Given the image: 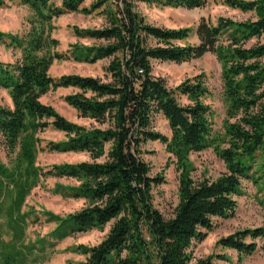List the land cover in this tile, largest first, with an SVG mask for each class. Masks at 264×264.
<instances>
[{"label":"trees","instance_id":"1","mask_svg":"<svg viewBox=\"0 0 264 264\" xmlns=\"http://www.w3.org/2000/svg\"><path fill=\"white\" fill-rule=\"evenodd\" d=\"M85 1L21 0L36 24L23 36L0 32V42L19 54L13 63L0 62V88L8 92L12 104L0 107V136L9 150L18 147L27 163L25 174L33 178L34 135L46 128L65 136L50 150L88 156V161L54 166L48 172L75 180L78 186L71 194L85 202L84 208L61 221V234L109 225L101 242L80 247L84 264H191L190 248L205 239L213 220L234 215L243 182L264 186V0H225V6L251 18L240 22L219 18L215 25L202 19L194 30L151 25L136 4L196 9L206 0H94L84 6ZM4 5L0 0V7ZM71 13H95L103 19L100 29H74L78 38L100 42L76 46L74 55L89 64L108 60L106 82L79 75L50 76V67L59 58L51 22ZM192 33L198 44H174ZM207 53L222 69L226 104L222 136L212 134L202 77L171 90L152 75L154 61L178 64ZM59 88L75 90L65 103L99 127L72 123L41 102L42 96ZM177 93L187 104L178 102ZM157 115L166 120L169 138L155 130ZM148 142L163 144L176 159L178 203L168 218L153 204L152 190L164 179L151 176L141 157ZM207 148H213L226 171L215 179L193 180L188 155ZM1 177H7L3 167ZM256 239H264V228L236 232L217 244L247 256L256 251ZM217 259L228 262L226 257ZM211 260L198 264H213ZM22 263L19 250L3 255V264Z\"/></svg>","mask_w":264,"mask_h":264},{"label":"rangeland","instance_id":"2","mask_svg":"<svg viewBox=\"0 0 264 264\" xmlns=\"http://www.w3.org/2000/svg\"><path fill=\"white\" fill-rule=\"evenodd\" d=\"M94 0H86L84 6H89ZM225 0H206L202 8L186 9L182 7H160L136 4V10L141 13L151 25L165 29L190 28L195 29L204 19L215 25L219 18L234 21H246L251 18L249 13H241L224 4ZM250 1V0H245ZM35 23L34 14L21 0H5L0 7V32L23 36ZM104 21L95 13L83 15L71 13L63 15L51 22V37L58 45L55 52L59 56L49 70L53 78L79 75L93 77L106 82L105 68L108 60L93 64L78 60L74 55L76 46H94L100 42L78 38L74 29H100ZM175 45H196L198 40L194 33L187 39L174 43ZM19 56L17 51L7 48L0 42V62L13 63ZM221 65L216 57L207 53L201 58L183 63L152 62V75L162 79L167 88L174 90L187 79L202 77L208 94L204 103L210 108L212 134L222 136L226 119V104L223 99ZM73 89L59 88L49 91L41 97L43 104L49 105L66 120L85 127H99L87 119L80 118L77 112L68 106L64 98L73 94ZM182 105L186 99L178 93L175 95ZM8 92L0 88V107H11ZM153 126L159 133L170 137L171 133L166 120L157 115ZM35 159L33 169L36 178L27 176V163L20 158L17 148L9 150L0 136V167H3L7 177L0 178V264L6 251H21L24 264H84L86 257L80 247H93L105 237L109 225L103 230L92 229L86 232H75L67 229L59 231L61 221L85 207L82 199L72 196L71 189L78 183L69 178H59L48 175L54 166L75 164L88 161L84 153H59L50 150L51 144L65 141L61 132L50 127L35 133ZM142 159L148 164L151 176H160L164 182L152 190L153 204L165 217L172 215L178 203V175L176 159L167 152L159 142H148L142 148ZM191 163V178L193 180L215 179L224 173V163L213 148L188 155ZM22 186H19L21 185ZM243 182V195L237 198V209L233 216L226 219H214L213 228L203 241L194 242L190 248L191 264H198L209 257L213 264H264V239H256L257 249L247 256H240L234 251L218 246V241L236 232L264 228V186L261 182ZM250 242L249 239H246ZM226 257L228 262L218 260ZM23 264V263H22Z\"/></svg>","mask_w":264,"mask_h":264}]
</instances>
